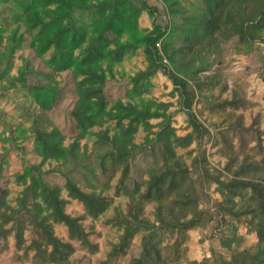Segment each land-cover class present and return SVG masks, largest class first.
Returning a JSON list of instances; mask_svg holds the SVG:
<instances>
[{
  "label": "trees",
  "instance_id": "obj_1",
  "mask_svg": "<svg viewBox=\"0 0 264 264\" xmlns=\"http://www.w3.org/2000/svg\"><path fill=\"white\" fill-rule=\"evenodd\" d=\"M8 2L15 4L14 19L25 26L38 56L51 51L47 64L52 71L73 74L78 96L73 116L79 131L84 134L97 123L115 121L112 136L107 130L97 134L95 163L103 175L111 170L120 171L115 196L124 194L130 202L125 213H118L108 221L119 226L123 234L111 247L104 264L126 255L131 240L142 230L153 233L143 236L142 253L129 264H181L187 251L184 245L188 232L197 227L208 228L213 221L217 225L208 236L210 257L191 264H264V130L261 128L264 114L259 112L246 125L243 113L238 112L258 104L240 89L233 88L230 98L223 97L229 91L224 44L236 38L242 52L249 54L257 42H264V0H163L170 17L165 25L158 21L159 9L148 0H0V3ZM143 12L153 18L151 30L139 27ZM84 15L90 17L89 21L83 20ZM4 31L1 28L0 35ZM8 40L6 61H10L24 40L19 26ZM139 49L143 50L147 65L132 77L130 96L140 102H117L108 110L102 87L107 80L106 72L112 75L115 64ZM7 72H0V77L7 81L6 89L16 87L18 82L26 86L29 72L26 65L17 77ZM158 73L173 85L177 111L185 115L191 129L186 135L177 134L174 113L168 112L170 103L141 100L150 92L151 80ZM96 79L101 80L98 87L93 82ZM30 94L39 110L48 112L57 105L62 92L52 80L47 85L33 86ZM201 103L208 116L216 118L210 126L205 125L195 110ZM154 118L162 119L157 132L150 123ZM3 125L8 136L2 139L0 180L10 153L19 152L23 171L16 180L24 188L15 207L8 204V190L0 192V239L13 235L19 250L27 242L26 230H32V241L39 254L37 264H75L65 258L66 253L75 252L73 242L96 254L98 246L90 240L91 232L82 224L85 216L68 214L66 206L70 200H78L85 215L98 220L114 203V198L84 191L69 171L43 170L49 160L69 165L70 169L85 162L88 155L86 150L81 153L80 138L66 146L65 136L58 128L42 129L34 119L31 125L34 147L42 158L40 164H34L27 158L25 146L18 142L24 132L19 127ZM140 125L147 132L142 146L157 143L163 161L156 171L148 174L143 185L129 187L130 158L137 148L134 136ZM210 142L226 159L222 169L212 167L208 160L206 144ZM192 144L195 149L191 154L195 152V156L191 169L177 148ZM88 166L84 165L90 174L83 175L82 181L85 187L96 190L102 183L95 167ZM51 173L65 176L67 199L62 197L63 188L45 180V175ZM208 183L217 184L216 190L222 198L212 211L201 208L206 196L210 198L204 191ZM152 203H155L153 221L146 218V208ZM8 222L11 226L7 228ZM55 224L67 227L68 241L55 234ZM238 224H245L249 233L256 234L254 250L240 249ZM217 245L225 248L229 259Z\"/></svg>",
  "mask_w": 264,
  "mask_h": 264
},
{
  "label": "rangeland",
  "instance_id": "obj_2",
  "mask_svg": "<svg viewBox=\"0 0 264 264\" xmlns=\"http://www.w3.org/2000/svg\"><path fill=\"white\" fill-rule=\"evenodd\" d=\"M149 4L159 9L158 21L163 25L170 22V17L163 0H148ZM13 2L0 3V29L5 31L0 35V72L5 70L11 77H17L20 69L26 65L28 68V76L26 86L23 87L18 82L16 87L6 89L7 81L4 76L0 77V153L3 149V138L8 136V132L4 131L3 124H10L14 129L17 127L22 130L23 136L18 140L19 144L25 146L27 150V158L34 164H40L42 158L37 154L34 147L33 135L31 132V125L34 119L38 120V126L45 130H51L54 127L58 128L65 136L64 144L67 146L76 138H80L81 153L86 150L88 158L85 162H79L75 168L70 169V166H62L54 160H49L43 165V170L60 168L71 172V176L79 183V186L86 192L96 191L101 192L104 196L113 197L114 203L98 220L85 215L84 207L78 200H70L66 206V212L72 216H85L82 220L83 226L87 231L91 232L90 240L98 246V252L91 254L87 250L82 249L77 242H73L75 247L74 253H66L65 258H69L75 264H104L107 254L111 247L120 241L123 230L113 223L108 222L118 213H125L130 202L128 196L120 194L115 196V189L120 177L119 170H111L108 174H101L96 167V153L94 150V142L98 139L97 134L102 130H107L112 136L115 133V121L106 120L103 124L97 123L90 130L83 134L79 131L77 123L73 116V111L76 107L78 99L76 91V80L70 71L53 72L48 66L47 60L51 56V51L43 56H38L37 52L31 45V36L26 32L23 25H19L14 19V10L16 7ZM90 17L84 15L83 20L89 21ZM153 18L147 13L143 12L139 17V27L141 30H151ZM19 26V33L23 34L24 40L21 48L16 50L10 61H6L8 53L7 46L9 45L8 37L12 34L14 29ZM112 39L113 35L110 34ZM78 50L76 54L78 55ZM226 77L229 84V91L223 94V97L230 98L231 90L233 88L240 89L244 92L249 100L257 103L254 108H249L243 113L244 123L249 125L252 118L259 112L264 114V42H257L254 50L249 54L243 53L242 49L238 47L236 38L229 40L224 44ZM12 63V66L9 65ZM147 65L146 57L142 49H139L133 54H129L120 64H115L112 67V75L107 73L106 83L102 85L107 109H111L117 102L138 104L139 99H132L130 90L132 87V77L141 70H144ZM92 67V66H91ZM106 68V65L104 66ZM82 76L79 78L81 79ZM52 80H55L61 89V99L57 105L48 112H41L31 97L30 90L33 86L42 84L47 85ZM95 86H100L101 80L93 81ZM152 88L149 93L144 94L141 100H154L158 103H170L168 112L174 113L173 126L177 129V134L180 136L186 135L190 132L187 126L185 115L178 112L177 95L173 91L171 81L162 73L155 75L152 80ZM201 104H197L195 110L199 118L210 126V123L216 121V118H210L208 111L202 109ZM161 118H154L150 120L153 124V131L159 130ZM261 128L264 130V118ZM147 132L142 125L139 126L137 133L134 136V143L137 146L132 151L130 158L131 171L127 180L129 187L135 184L143 185V182L148 179V174L153 170L156 171L162 164V154L160 146L157 143L152 145H145ZM154 138V135L150 136ZM195 149V144L188 148H177L178 154L182 155L191 165L194 162L195 152L191 154V150ZM206 155L212 167L222 169L226 159L219 153L218 147L213 145V142L206 144ZM89 165L91 169L96 170L100 182L102 183L96 190L85 187L82 177L85 174H90V169L84 167ZM23 165L19 152H11L8 162L5 165L3 178L0 180V192L8 190V204L11 207L16 206V199L20 195L24 186L17 182L16 176L22 173ZM45 180L52 186L63 188L62 197L67 199V192L64 189L66 178L61 173H51L45 175ZM105 185H109L105 186ZM216 183L206 184L204 191L210 198L206 196L203 200L201 208L209 211L214 210L216 202L221 201V195L216 190ZM155 203H152L146 208V218L153 221V212ZM217 223L213 221L209 227H197L188 232V240L185 243L187 251L181 264H191L193 261H202L204 258L210 257L209 250L210 239L208 236L214 232ZM11 223H7L5 227H10ZM55 234L63 241H68L67 227L63 224L54 225ZM149 230H142L137 232L131 244L128 247L126 255H120L118 258L112 260L110 264H129L133 257L139 256L142 253L141 241L143 236H149ZM238 237H241L240 249L254 250L257 244V236L255 233H249L245 224H238ZM32 230L28 229L25 232L26 244L21 249H16L15 239L13 235L8 236L6 240L0 239V264H37L39 262V254L37 246L33 244ZM235 243L232 244V247ZM217 249L222 252L227 259L229 254L225 248L217 245ZM64 258V259H65Z\"/></svg>",
  "mask_w": 264,
  "mask_h": 264
},
{
  "label": "crops",
  "instance_id": "obj_3",
  "mask_svg": "<svg viewBox=\"0 0 264 264\" xmlns=\"http://www.w3.org/2000/svg\"><path fill=\"white\" fill-rule=\"evenodd\" d=\"M238 113H245V111L243 112V111H239ZM185 120H186V118H185Z\"/></svg>",
  "mask_w": 264,
  "mask_h": 264
}]
</instances>
